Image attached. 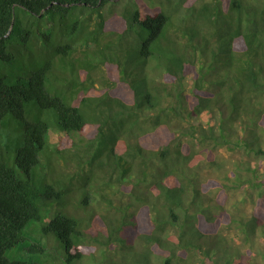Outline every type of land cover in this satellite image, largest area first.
<instances>
[{
	"label": "trees",
	"instance_id": "1",
	"mask_svg": "<svg viewBox=\"0 0 264 264\" xmlns=\"http://www.w3.org/2000/svg\"><path fill=\"white\" fill-rule=\"evenodd\" d=\"M145 1L0 0V264H264V0Z\"/></svg>",
	"mask_w": 264,
	"mask_h": 264
},
{
	"label": "rangeland",
	"instance_id": "2",
	"mask_svg": "<svg viewBox=\"0 0 264 264\" xmlns=\"http://www.w3.org/2000/svg\"><path fill=\"white\" fill-rule=\"evenodd\" d=\"M143 2L146 4L145 0H143ZM144 8L145 6L143 5V9ZM112 39L116 41V39L111 36H105L103 40H99V44L101 45V47L106 46L108 45V42L113 43ZM120 45H121V48H123L125 45H128V43H121ZM108 52L109 51L101 52L97 49H89L83 53H86V56H89V55L96 56V58H98V61L94 63L96 65L98 64L99 60L102 58V55L104 56V54H107ZM111 54H113L112 51H111ZM88 59H91V58H88ZM77 67H74V68H76V70L79 69L78 71L82 70L80 68H85V67H78V68ZM207 118H209V115H207L205 119ZM210 123L212 124L214 123L213 117H211ZM0 138H1L0 140L1 144L7 150V145H6V142H8L7 135L5 133H2ZM61 139H62V135L60 133L51 132L49 135V140L51 143L58 144V142ZM10 145L12 149H14V145L12 143H10ZM36 168L34 171V177L38 183H41L42 170L40 168V165L39 167H36ZM56 171L57 173H59L57 169ZM79 202H80L79 193H74L69 197L68 207H71L72 212L74 214L84 215V216L89 214V211H85L84 208L81 205H79ZM56 207L61 208V206H56ZM59 211L60 210L55 209L53 210V215L52 213L48 215L47 214L44 215V218L42 221L28 222V224L26 225L22 233L23 240L19 242L17 245H15L14 247L5 251L4 252L5 258L9 260L27 261L32 264H64L62 260L65 259L66 254L64 252L62 245L58 242V240L56 239L54 235L52 234L44 235L41 231L43 225L49 221V218L54 216V214L58 213ZM39 247L42 250H40ZM112 249L116 252V256L115 254L111 255ZM124 251L125 249L120 247L119 243H115L113 248L111 249L109 248V250L106 249L105 253H103L102 249L99 248L97 253L89 254L88 256L83 257L80 261L78 260L75 261V259H72L71 263L67 261L66 263L67 264H74V263H77V264H108L111 258H116V260L114 261L115 263L113 264H125L126 261L124 260Z\"/></svg>",
	"mask_w": 264,
	"mask_h": 264
}]
</instances>
